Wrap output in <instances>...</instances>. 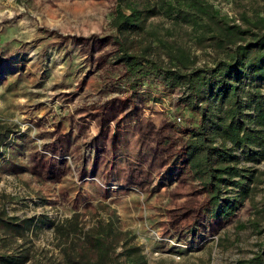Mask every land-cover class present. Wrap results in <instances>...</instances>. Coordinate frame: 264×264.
Masks as SVG:
<instances>
[{"label": "rangeland", "instance_id": "1", "mask_svg": "<svg viewBox=\"0 0 264 264\" xmlns=\"http://www.w3.org/2000/svg\"><path fill=\"white\" fill-rule=\"evenodd\" d=\"M208 1L240 25V4L263 5ZM113 8L0 0V125L13 132L0 150V209L39 219L18 241L27 264H66L52 224L73 215L83 231L111 221L121 262L129 242L148 264H264V158L242 161L255 175L248 196L228 218L212 217L184 160L198 117L183 89L154 83L130 94L107 40ZM191 52L198 65L214 56L210 47Z\"/></svg>", "mask_w": 264, "mask_h": 264}, {"label": "trees", "instance_id": "2", "mask_svg": "<svg viewBox=\"0 0 264 264\" xmlns=\"http://www.w3.org/2000/svg\"><path fill=\"white\" fill-rule=\"evenodd\" d=\"M113 1L107 40L117 46L114 61L124 84L132 96L154 83L184 90L183 101L198 117L184 145L186 166L206 194L211 216L228 218L255 176L242 161L264 158V0L261 9L240 4L243 25L208 0ZM194 45L212 48L211 61L196 64ZM12 133L0 125V150ZM0 159L6 161L1 151ZM77 219L52 224L66 264H148L129 242L119 260L111 221L83 231ZM36 220L0 209V264H27L29 251L18 241L37 228Z\"/></svg>", "mask_w": 264, "mask_h": 264}, {"label": "crops", "instance_id": "3", "mask_svg": "<svg viewBox=\"0 0 264 264\" xmlns=\"http://www.w3.org/2000/svg\"><path fill=\"white\" fill-rule=\"evenodd\" d=\"M114 135H112V137H111V142L113 141V138L115 137H113ZM67 139L71 142V138H69V136H67ZM108 140V139H107ZM96 141H97V143H98V145L99 144H103V145H105L106 146V142L107 141H105V139H103V138H99V139H96ZM123 142H125V143H127V140L126 139H124L123 140ZM111 148L113 147L112 146V143H111V146H110ZM128 147V146H127Z\"/></svg>", "mask_w": 264, "mask_h": 264}, {"label": "built area", "instance_id": "4", "mask_svg": "<svg viewBox=\"0 0 264 264\" xmlns=\"http://www.w3.org/2000/svg\"><path fill=\"white\" fill-rule=\"evenodd\" d=\"M177 120H178V121H180V119H179V118H178Z\"/></svg>", "mask_w": 264, "mask_h": 264}]
</instances>
